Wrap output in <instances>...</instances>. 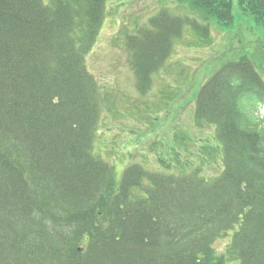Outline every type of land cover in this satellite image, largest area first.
I'll list each match as a JSON object with an SVG mask.
<instances>
[{
	"label": "trees",
	"instance_id": "16d2710c",
	"mask_svg": "<svg viewBox=\"0 0 264 264\" xmlns=\"http://www.w3.org/2000/svg\"><path fill=\"white\" fill-rule=\"evenodd\" d=\"M107 1L0 0V264H264V83L253 64H223L194 97L217 175L131 165L117 180L91 153L99 97L85 64ZM188 2L230 18L226 0ZM246 6L264 20V0ZM185 24L196 27L162 10L126 37L141 86Z\"/></svg>",
	"mask_w": 264,
	"mask_h": 264
},
{
	"label": "rangeland",
	"instance_id": "374dc122",
	"mask_svg": "<svg viewBox=\"0 0 264 264\" xmlns=\"http://www.w3.org/2000/svg\"><path fill=\"white\" fill-rule=\"evenodd\" d=\"M190 2L106 3L97 41L85 64L99 97L91 153L110 167L117 180L131 165L149 174L198 170L206 178L217 175L221 165L210 154L215 148L214 130L194 115L198 88L223 64L242 57L253 64L264 83V20L247 10V0H226L230 5L226 21L203 17ZM162 10L189 19L196 27L183 26L172 39L169 57L141 86L131 69L125 40ZM230 235L214 241L215 256L224 252Z\"/></svg>",
	"mask_w": 264,
	"mask_h": 264
}]
</instances>
